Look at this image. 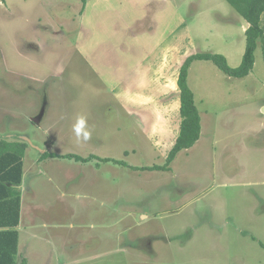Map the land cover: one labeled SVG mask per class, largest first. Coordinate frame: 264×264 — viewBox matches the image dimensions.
Instances as JSON below:
<instances>
[{"label": "rangeland", "instance_id": "obj_1", "mask_svg": "<svg viewBox=\"0 0 264 264\" xmlns=\"http://www.w3.org/2000/svg\"><path fill=\"white\" fill-rule=\"evenodd\" d=\"M162 1L0 0V137L28 138L25 182L55 188L28 197L43 207L30 264H264L262 48L242 79L193 62L201 137L169 164L181 68L204 53L239 67L248 23L226 0ZM150 108L160 137L137 118Z\"/></svg>", "mask_w": 264, "mask_h": 264}, {"label": "trees", "instance_id": "obj_2", "mask_svg": "<svg viewBox=\"0 0 264 264\" xmlns=\"http://www.w3.org/2000/svg\"><path fill=\"white\" fill-rule=\"evenodd\" d=\"M86 4L87 0H82ZM248 23L245 31L246 48L242 63L231 68L223 55L209 53L191 56L180 71L178 86L180 89L181 128L176 142L168 157L171 164L176 155L192 148L201 137L200 112L195 104L194 94L188 85L189 68L194 61H212L222 72L232 78L242 79L249 76L255 65V51L260 45L264 55V31L260 27L264 12V0H226ZM28 143L17 139L10 141L0 137V264H17L18 232L15 230L20 218V191L18 186L23 180V157ZM44 158H67L78 162H89L91 155L83 158L75 154L56 155L46 153ZM109 162L111 159H104ZM147 168H144L146 170ZM155 170H168V167H153ZM24 264H27L24 261Z\"/></svg>", "mask_w": 264, "mask_h": 264}, {"label": "crops", "instance_id": "obj_3", "mask_svg": "<svg viewBox=\"0 0 264 264\" xmlns=\"http://www.w3.org/2000/svg\"><path fill=\"white\" fill-rule=\"evenodd\" d=\"M160 4L165 5V1L160 0ZM159 3V2H156ZM150 26V27H149ZM149 26H147V24L145 25V27L143 28L142 32L145 31L146 33H155L156 30H154V27H152V24H150ZM248 24H247V28H248ZM260 27L262 28V30L264 31V12L261 15V20H260ZM141 58V57H140ZM129 59V57H123V59L118 58L116 62H118L119 65V70L125 69V67H123V65L127 64V60ZM143 59V58H141ZM98 61V59H97ZM137 66L135 68L140 67V65L142 64V61L136 60ZM132 69L133 70H135ZM128 74V72H127ZM165 84V83H164ZM143 85H145V82L143 83ZM166 85V84H165ZM160 88V87H159ZM198 108V107H197ZM162 111H166L167 113L169 112V105H165L163 108H161ZM161 110H157L154 108H150L145 110L144 116L145 118H149V120H145L144 122V118L141 119L140 114L143 117L142 112L138 113L137 118L142 122V124L151 131V134L153 136V138L155 137H160L159 134H157L158 128H160V119L161 118V114H159L161 112ZM160 115V117H159ZM162 117L166 118V114H163ZM10 137V136H8ZM8 137V140H10ZM20 140L24 141L27 143L26 140H24V137L20 138ZM14 141V140H12ZM47 144V142H46ZM29 146L27 147L26 151H25V155L23 157V180H22V184L20 186H18V190L20 191V218H19V224L17 225V227L15 228V230L18 232V251H17V264H24V261L27 264H30L29 262V258L26 257L25 255H29V250L32 248L30 247L31 245H33V241H35V239H39L34 232H40L42 227H38L39 226V218H37V215L40 214L41 212H43V207L40 205L39 202H30L31 199L29 197L30 193H34V192H38L40 194H47L49 190H55V188H48V187H40L37 189H33V187L35 186V181L37 179V177L35 178H30L29 180V184L27 183V181L25 182V176H26V168H25V158L26 156L28 157L29 154ZM38 149V147H35ZM43 152V156L46 153H51V154H56V155H67V154H57L54 152H47V151H42ZM41 157L39 159V161H41L42 159H46L44 157ZM50 160H59V159H67V158H52V157H48ZM47 158V159H48ZM69 160H73V159H69ZM76 161V160H75ZM78 162V161H77ZM84 163V162H83ZM87 163V162H85ZM46 174V172H42L41 175ZM50 180H52L51 178H49ZM26 186V187H25ZM56 187V186H55ZM51 194H53V191H50ZM42 203V201H40ZM27 204V207H26ZM42 205H44V202L42 203ZM62 212L58 211L55 213L56 216L61 215ZM55 225V224H54ZM26 235H28V237H26ZM37 253V252H36ZM20 263H19V262Z\"/></svg>", "mask_w": 264, "mask_h": 264}, {"label": "clouds", "instance_id": "obj_4", "mask_svg": "<svg viewBox=\"0 0 264 264\" xmlns=\"http://www.w3.org/2000/svg\"><path fill=\"white\" fill-rule=\"evenodd\" d=\"M72 132L74 133L77 142H87L91 138V131L88 128L87 117L83 114L75 118L72 125Z\"/></svg>", "mask_w": 264, "mask_h": 264}, {"label": "water", "instance_id": "obj_5", "mask_svg": "<svg viewBox=\"0 0 264 264\" xmlns=\"http://www.w3.org/2000/svg\"><path fill=\"white\" fill-rule=\"evenodd\" d=\"M24 140H26L27 142L31 143L30 140L26 137H24Z\"/></svg>", "mask_w": 264, "mask_h": 264}]
</instances>
